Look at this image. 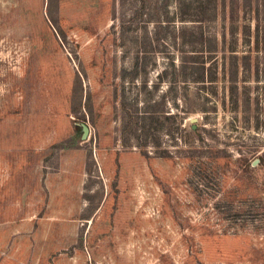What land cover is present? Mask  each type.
Masks as SVG:
<instances>
[{
  "label": "rangeland",
  "instance_id": "obj_1",
  "mask_svg": "<svg viewBox=\"0 0 264 264\" xmlns=\"http://www.w3.org/2000/svg\"><path fill=\"white\" fill-rule=\"evenodd\" d=\"M0 264H264V0H0Z\"/></svg>",
  "mask_w": 264,
  "mask_h": 264
},
{
  "label": "water",
  "instance_id": "obj_2",
  "mask_svg": "<svg viewBox=\"0 0 264 264\" xmlns=\"http://www.w3.org/2000/svg\"><path fill=\"white\" fill-rule=\"evenodd\" d=\"M81 129H82V131H81V137L83 138V137H85V135H86V132H87V126H86L85 124H82V125H81Z\"/></svg>",
  "mask_w": 264,
  "mask_h": 264
},
{
  "label": "trees",
  "instance_id": "obj_3",
  "mask_svg": "<svg viewBox=\"0 0 264 264\" xmlns=\"http://www.w3.org/2000/svg\"><path fill=\"white\" fill-rule=\"evenodd\" d=\"M74 127H75V128H78V129L81 128V126H80L78 123H76V124L74 125Z\"/></svg>",
  "mask_w": 264,
  "mask_h": 264
}]
</instances>
